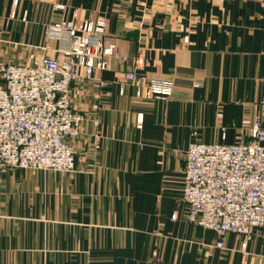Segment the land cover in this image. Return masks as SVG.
<instances>
[{
	"label": "crops",
	"instance_id": "0c3cea01",
	"mask_svg": "<svg viewBox=\"0 0 264 264\" xmlns=\"http://www.w3.org/2000/svg\"><path fill=\"white\" fill-rule=\"evenodd\" d=\"M263 3L0 0V64L62 58L46 27L75 11L105 18L128 56L73 82L72 107L86 117L74 172L0 171V264H264L261 229L245 249L236 233L219 247L215 231L189 223L183 198L190 143H248L264 122ZM129 70L173 81V94L136 98L121 83Z\"/></svg>",
	"mask_w": 264,
	"mask_h": 264
},
{
	"label": "built area",
	"instance_id": "2783aa9c",
	"mask_svg": "<svg viewBox=\"0 0 264 264\" xmlns=\"http://www.w3.org/2000/svg\"><path fill=\"white\" fill-rule=\"evenodd\" d=\"M54 9L65 11L66 6L56 4ZM107 27L105 18L80 20L75 11L72 19L55 20L46 27L47 35L61 42L62 58L45 53L29 64H0V171H75L72 141L81 134L86 117L72 107L73 82L81 77V69L84 78L91 79L95 70L108 68L109 58L128 59L108 39ZM121 79L123 88L134 87L138 99H167L175 88L173 81L144 79L135 70L126 71ZM142 125L143 114H139L137 127ZM250 135L248 143L193 142L186 151L183 198L188 204L187 219L215 231L219 247H224L229 233L244 237V249L254 229L264 235L261 119L254 121Z\"/></svg>",
	"mask_w": 264,
	"mask_h": 264
},
{
	"label": "rangeland",
	"instance_id": "374dc122",
	"mask_svg": "<svg viewBox=\"0 0 264 264\" xmlns=\"http://www.w3.org/2000/svg\"><path fill=\"white\" fill-rule=\"evenodd\" d=\"M236 130H233V132H235Z\"/></svg>",
	"mask_w": 264,
	"mask_h": 264
}]
</instances>
